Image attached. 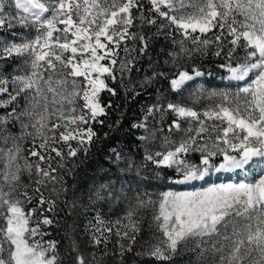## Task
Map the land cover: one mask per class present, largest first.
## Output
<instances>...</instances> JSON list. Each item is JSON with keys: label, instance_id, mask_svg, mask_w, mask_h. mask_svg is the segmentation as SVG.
I'll use <instances>...</instances> for the list:
<instances>
[{"label": "snow or ice", "instance_id": "1", "mask_svg": "<svg viewBox=\"0 0 264 264\" xmlns=\"http://www.w3.org/2000/svg\"><path fill=\"white\" fill-rule=\"evenodd\" d=\"M160 37L172 47L135 80ZM210 54L227 73L221 90L193 87L205 76L196 60ZM9 61L18 63L0 70V264H127L146 222L152 239L134 255L155 264L185 254L187 264H264V0H0V62ZM165 84L181 98L191 88L187 102L169 101ZM150 87L163 102L131 125L142 163L113 147L116 173L81 191L77 168L112 108L102 94L134 99ZM148 165L165 190L127 178ZM81 207L95 213L87 253L68 219ZM61 227L65 252L46 239Z\"/></svg>", "mask_w": 264, "mask_h": 264}, {"label": "trees", "instance_id": "2", "mask_svg": "<svg viewBox=\"0 0 264 264\" xmlns=\"http://www.w3.org/2000/svg\"><path fill=\"white\" fill-rule=\"evenodd\" d=\"M177 39L179 37L177 36ZM172 47L171 41L165 40L163 37L158 38L152 45V48L149 51L147 57H144L140 63V71L134 73V79L139 81L144 78V76L150 73V62L160 61L162 62L165 58L166 52ZM242 55V53H241ZM223 61L217 59L211 54L205 57L203 60L197 59L196 63L201 67V70L205 72V76L197 78V81L193 85H203L204 88L209 91L212 90H221L229 84L224 77L227 75L224 69L219 67ZM18 61H9L7 65L4 62H0V70H4V74L8 75L15 71ZM210 73V75H209ZM234 83V82H232ZM116 87V85H113ZM161 90L164 91V95L168 98L169 101L175 102H187L188 91H185L183 98L178 97L175 93H170L167 91V85L159 86ZM141 92V95L136 96L134 99L129 96L125 97L123 90L120 91L118 96H110L107 92L102 94V100L105 104L111 102L112 108L108 109L109 115L102 117L101 119L105 120L104 125H94L101 135L100 142L95 146L92 152L89 154L88 158L83 164L77 168L78 176L75 177V180L78 186L81 188V191H86V188L91 185L93 180L99 182L106 176H111L112 173H116L115 165L109 160L111 155V148L119 147L123 148L127 153L131 150L135 154V159L137 163H142V158L144 154L143 147L140 145L139 141L136 139L137 136L141 134L139 130L132 129V123L136 122L142 115L143 109L149 105L156 103L158 100L163 102V98L156 91L155 87H150L146 91L143 89H137ZM6 98V96L4 97ZM118 106V107H117ZM2 111V110H0ZM119 121V128L115 131H109L108 124H116ZM13 132H17L16 128L12 129ZM104 133H109L107 138H104ZM197 157L198 155L195 154ZM168 171V170H165ZM119 174V173H117ZM127 178L134 179L138 181L141 188L146 189L149 192H159L165 190L166 180L163 177H155L152 166L148 165L141 169V176H136V171L133 169L132 172L126 174ZM69 182H72L73 177H68ZM127 186V185H126ZM135 187V184H133ZM85 203L87 200L85 199ZM102 211L108 212L107 208L102 209ZM119 214V209L114 212H111L110 215L115 218ZM63 215V214H62ZM95 213L93 210H85L81 207L78 210V214L75 217H69V221H75L77 224V239L81 242V247L87 253L88 246L86 241L88 236L84 232V226L88 224L90 219H93ZM63 224V221L61 222ZM52 235L46 239H55L60 241V248L62 252L67 250V241L64 240L63 228H53L49 230ZM154 231V228H149L148 222L143 226V231L141 236L138 237L139 247L134 248L135 251H142L144 249L145 241H150L152 239L151 233ZM117 238L112 236L110 238V243L108 247L110 249L116 248ZM133 253L127 254V264H155L154 261L148 260L147 258L136 256ZM111 260V257L106 258ZM188 255H182L175 258L174 264H187Z\"/></svg>", "mask_w": 264, "mask_h": 264}, {"label": "rangeland", "instance_id": "3", "mask_svg": "<svg viewBox=\"0 0 264 264\" xmlns=\"http://www.w3.org/2000/svg\"><path fill=\"white\" fill-rule=\"evenodd\" d=\"M13 31H15V32H23L24 30L23 29H21V28H16V29H13ZM235 83V82H234ZM195 87V86H194ZM192 91V89L190 88V91L188 92V96H189V93ZM206 103H207V101H205ZM17 129V128H16ZM17 131H18V129H17ZM198 155V154H197ZM216 179V177L214 176V177H212V180H215ZM221 179H226V175H221Z\"/></svg>", "mask_w": 264, "mask_h": 264}]
</instances>
